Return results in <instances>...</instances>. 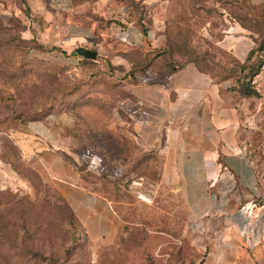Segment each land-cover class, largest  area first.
<instances>
[{
    "label": "rangeland",
    "instance_id": "374dc122",
    "mask_svg": "<svg viewBox=\"0 0 264 264\" xmlns=\"http://www.w3.org/2000/svg\"><path fill=\"white\" fill-rule=\"evenodd\" d=\"M95 1L0 0V264H264V0H109L123 22L87 7ZM47 11L109 25L94 63L47 31ZM128 23L151 43L122 42ZM157 50L147 66L142 56ZM185 62L220 84L256 179L246 189L216 177L199 214L138 142L129 107L130 88ZM247 79L257 96L238 93ZM61 179L101 205L68 207Z\"/></svg>",
    "mask_w": 264,
    "mask_h": 264
},
{
    "label": "crops",
    "instance_id": "0c3cea01",
    "mask_svg": "<svg viewBox=\"0 0 264 264\" xmlns=\"http://www.w3.org/2000/svg\"><path fill=\"white\" fill-rule=\"evenodd\" d=\"M95 5L101 7L103 19L114 13L123 22L122 17L126 16L117 6L113 8L109 0H98L87 7L95 10ZM53 14L47 11L45 19L48 21ZM131 24L120 26L118 36L122 42L129 39L141 45L151 43L149 31L136 30ZM46 26L63 47L77 43L92 50L111 35L105 21L94 20L89 14L75 17L63 11L61 16H54L52 27ZM135 86L129 89L135 95L129 107L137 140L144 148L161 155V176L184 196L192 213L199 214L209 207L206 190L216 177L227 173L241 187L254 188L255 173L235 142L231 104L220 92V84L187 63L160 81L145 83L140 88ZM28 135L40 136V133L32 130ZM28 141L20 139L14 144L22 152L27 149ZM4 165L0 157V168ZM59 182L68 207L78 208L83 198L101 205V197L73 181L61 179ZM89 211L86 214L94 213Z\"/></svg>",
    "mask_w": 264,
    "mask_h": 264
},
{
    "label": "trees",
    "instance_id": "16d2710c",
    "mask_svg": "<svg viewBox=\"0 0 264 264\" xmlns=\"http://www.w3.org/2000/svg\"><path fill=\"white\" fill-rule=\"evenodd\" d=\"M142 31H145V29H141ZM160 52H164V51H162V50H157V51H155V53L154 52H151V51H147V52H145V54L142 56V61H144V62H146L147 64V66L153 61V60H155V58H158V57H160L162 54H160ZM87 59H83V60H80V61H86ZM88 61H91L92 63H94L93 61H95V60H93V59H88ZM143 62V63H144ZM187 62H189V61H187ZM187 62H185V63H182V64H180V65H171L170 66V68H169V71H168V73H167V75H169V74H171L172 72H174L176 69H178V68H180V67H182L183 65H185ZM169 63H171V62H169ZM195 67H196V65H194ZM143 67L144 68H146L144 65H143ZM151 68V67H150ZM135 69V68H134ZM196 69L198 70V71H200V72H203V73H206L207 71H203V70H201V69H198L197 67H196ZM255 71H256V69L254 70L253 68L252 69H250V76H252V75H254L255 74ZM132 72H130V74H131ZM212 77V76H211ZM212 79H213V77H212ZM249 80L250 79H247L246 81H244V80H241V82H240V84H239V86H237L238 88H237V91H238V93L240 94V95H242V96H245V97H249V96H257V91L251 86V85H249ZM118 112H119V114H121L122 115V112L120 111V110H117ZM124 116V115H123ZM124 118H125V116H124ZM127 120H128V118H127ZM146 149V148H145ZM149 151H152L153 153H156V154H158L157 152H155V151H153L152 149H149V148H147ZM160 159H161V156H160Z\"/></svg>",
    "mask_w": 264,
    "mask_h": 264
},
{
    "label": "water",
    "instance_id": "95a60500",
    "mask_svg": "<svg viewBox=\"0 0 264 264\" xmlns=\"http://www.w3.org/2000/svg\"><path fill=\"white\" fill-rule=\"evenodd\" d=\"M74 53L82 59H94L96 57V52L94 50L84 47L75 48Z\"/></svg>",
    "mask_w": 264,
    "mask_h": 264
}]
</instances>
